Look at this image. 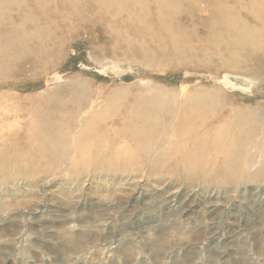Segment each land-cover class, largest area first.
I'll list each match as a JSON object with an SVG mask.
<instances>
[{"label": "rangeland", "instance_id": "rangeland-1", "mask_svg": "<svg viewBox=\"0 0 264 264\" xmlns=\"http://www.w3.org/2000/svg\"><path fill=\"white\" fill-rule=\"evenodd\" d=\"M0 264H264V0H10Z\"/></svg>", "mask_w": 264, "mask_h": 264}, {"label": "bare ground", "instance_id": "bare-ground-1", "mask_svg": "<svg viewBox=\"0 0 264 264\" xmlns=\"http://www.w3.org/2000/svg\"><path fill=\"white\" fill-rule=\"evenodd\" d=\"M10 2V0H0V13L4 14L5 6ZM173 132V130H172ZM166 134V133H165ZM166 137V136H165ZM175 139V138H174ZM170 140V139H169ZM14 166V165H13ZM15 168V167H14Z\"/></svg>", "mask_w": 264, "mask_h": 264}]
</instances>
